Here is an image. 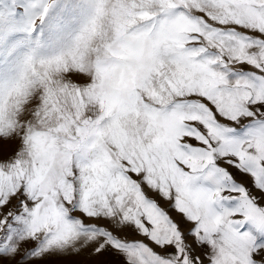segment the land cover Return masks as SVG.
<instances>
[{"label": "snow or ice", "instance_id": "obj_1", "mask_svg": "<svg viewBox=\"0 0 264 264\" xmlns=\"http://www.w3.org/2000/svg\"><path fill=\"white\" fill-rule=\"evenodd\" d=\"M0 264H264V0H0Z\"/></svg>", "mask_w": 264, "mask_h": 264}]
</instances>
